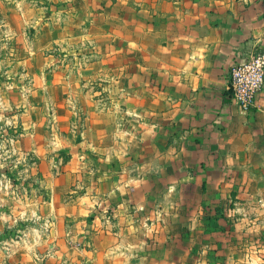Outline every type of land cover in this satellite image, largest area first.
<instances>
[{"label": "crops", "instance_id": "0c3cea01", "mask_svg": "<svg viewBox=\"0 0 264 264\" xmlns=\"http://www.w3.org/2000/svg\"><path fill=\"white\" fill-rule=\"evenodd\" d=\"M36 4L20 15L45 70L22 140L40 193L0 200V232L22 229L0 234V264H186L205 209L264 192V87L249 110L229 89L264 51V0Z\"/></svg>", "mask_w": 264, "mask_h": 264}, {"label": "rangeland", "instance_id": "374dc122", "mask_svg": "<svg viewBox=\"0 0 264 264\" xmlns=\"http://www.w3.org/2000/svg\"><path fill=\"white\" fill-rule=\"evenodd\" d=\"M38 2L0 0V194L4 198L0 200L10 205L40 193L35 177L25 171L31 170L32 159L26 157L28 143L22 137L23 122L31 116L26 106L31 98L34 103L41 102L38 88L46 54L39 44V26H35L40 23L26 24L20 15L26 4L37 6ZM30 16L26 17L34 20L39 14ZM62 52L61 48L52 51L55 58ZM258 198L249 191L240 197L231 194L222 206L219 203L212 209L214 213L211 209L203 211L207 223L203 221L193 229L186 226L192 238L185 241L189 252L186 264H264V192ZM19 228L17 222L0 234L15 238L22 234Z\"/></svg>", "mask_w": 264, "mask_h": 264}, {"label": "built area", "instance_id": "2783aa9c", "mask_svg": "<svg viewBox=\"0 0 264 264\" xmlns=\"http://www.w3.org/2000/svg\"><path fill=\"white\" fill-rule=\"evenodd\" d=\"M264 87V51L236 62L229 72V89L233 101L242 110H249L256 103Z\"/></svg>", "mask_w": 264, "mask_h": 264}]
</instances>
